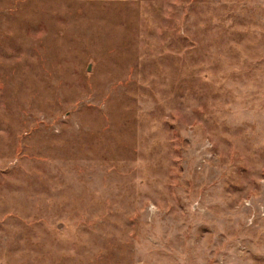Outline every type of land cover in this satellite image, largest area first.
Instances as JSON below:
<instances>
[{
  "label": "rangeland",
  "instance_id": "374dc122",
  "mask_svg": "<svg viewBox=\"0 0 264 264\" xmlns=\"http://www.w3.org/2000/svg\"><path fill=\"white\" fill-rule=\"evenodd\" d=\"M0 264H264V0H0Z\"/></svg>",
  "mask_w": 264,
  "mask_h": 264
}]
</instances>
